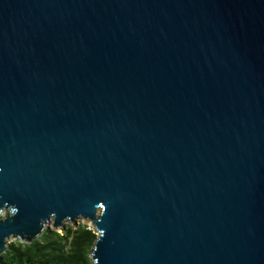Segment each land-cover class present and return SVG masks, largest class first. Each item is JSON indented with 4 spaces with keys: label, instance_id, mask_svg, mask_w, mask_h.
Listing matches in <instances>:
<instances>
[{
    "label": "water",
    "instance_id": "95a60500",
    "mask_svg": "<svg viewBox=\"0 0 264 264\" xmlns=\"http://www.w3.org/2000/svg\"><path fill=\"white\" fill-rule=\"evenodd\" d=\"M79 219L93 264H264V0H0V264Z\"/></svg>",
    "mask_w": 264,
    "mask_h": 264
},
{
    "label": "trees",
    "instance_id": "16d2710c",
    "mask_svg": "<svg viewBox=\"0 0 264 264\" xmlns=\"http://www.w3.org/2000/svg\"><path fill=\"white\" fill-rule=\"evenodd\" d=\"M97 233L87 225L66 224L61 232L48 228L32 244L10 243L2 255L6 264H93Z\"/></svg>",
    "mask_w": 264,
    "mask_h": 264
},
{
    "label": "rangeland",
    "instance_id": "374dc122",
    "mask_svg": "<svg viewBox=\"0 0 264 264\" xmlns=\"http://www.w3.org/2000/svg\"><path fill=\"white\" fill-rule=\"evenodd\" d=\"M67 224H70V225H73V226L87 225V226H89L90 229H93V230L96 231V229L94 228V226L92 225V223L90 221H86L85 219H79L75 223H67ZM48 228L54 229L52 224L49 225ZM54 230H56V229H54ZM57 230L59 231V233L61 232V229H57ZM15 241H17V240H12L11 243L12 242H15Z\"/></svg>",
    "mask_w": 264,
    "mask_h": 264
}]
</instances>
